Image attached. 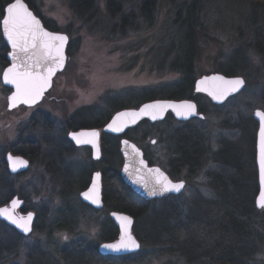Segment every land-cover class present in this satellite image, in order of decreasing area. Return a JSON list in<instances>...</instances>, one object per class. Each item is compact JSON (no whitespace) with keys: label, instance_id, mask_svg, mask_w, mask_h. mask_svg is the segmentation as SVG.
<instances>
[{"label":"rangeland","instance_id":"1","mask_svg":"<svg viewBox=\"0 0 264 264\" xmlns=\"http://www.w3.org/2000/svg\"><path fill=\"white\" fill-rule=\"evenodd\" d=\"M26 1L47 29L68 36L67 61L42 100L31 107L8 110L10 89L0 79V205L17 195L24 200V212L35 214L27 236L0 220V264H32L34 258L43 256L53 264H217L196 257L190 262L178 247L169 250L164 244L141 241L140 236H136L140 242L136 253L99 256L102 235L114 225L108 213L91 209L79 193L92 171L113 167L120 172L122 160L106 146L101 160L94 161L86 146H70L67 133L82 125H104L116 111L136 108L146 98H159L162 92L175 88L185 75L179 67L189 40L185 18L192 12L198 36L188 75L194 81L211 73L240 76L245 81L243 88L214 104L193 87L191 95L204 114L202 119L182 123L168 115L158 122L142 120L128 129L125 137L141 147L152 164L171 171L174 180H185L176 202L181 215L198 209L201 202L207 206L206 201L218 200L208 205L215 212L228 209L237 189L230 179L241 174L216 158L227 144L242 141V127L255 135L254 110L264 111V55L260 47L264 43V2L254 3L264 0H193V8L192 0H153L146 21L140 17L142 0ZM8 51L0 34V76ZM183 132L192 136L199 158L196 167H183L176 173L174 144ZM7 152L26 156L28 169L9 173L3 168ZM222 157L242 163L246 174L256 170L250 155L242 153L239 158L234 148L223 151ZM247 231L252 237L247 255L251 258L240 264H264V208H256ZM140 234L144 239L143 230Z\"/></svg>","mask_w":264,"mask_h":264},{"label":"trees","instance_id":"2","mask_svg":"<svg viewBox=\"0 0 264 264\" xmlns=\"http://www.w3.org/2000/svg\"><path fill=\"white\" fill-rule=\"evenodd\" d=\"M264 2L256 1L255 4ZM259 5V4H258ZM264 5V4H261ZM195 6V2L191 1V7ZM109 7L112 3L109 2ZM153 9V0H142L140 3V17L144 21L150 17ZM192 14V12H191ZM187 15L185 20L188 27L186 28L185 37H189L186 45V52L181 55L182 61L180 69L185 74L184 78L177 83L176 87L164 91L159 98L180 99L183 96L192 97L191 93L194 87V79L188 73L193 66L194 53L197 49V28L194 27L193 15ZM261 51L264 55V43H262ZM229 74L228 70H223ZM153 98H146L151 100ZM144 100V101H145ZM143 101V102H144ZM101 127V124H96ZM85 128V125H82ZM242 127V126H241ZM244 136L242 141H235L227 144L219 152L217 161L232 165L237 169L240 178L230 179V183L235 189L233 192V202L228 209H221L219 212L209 209L208 205H214L217 201H206L207 206L203 202L199 203L200 207L196 210H189L185 215H181L177 202V196H169L156 200H145L135 192H133L122 180L120 173L115 168H102L103 174V205L106 212L110 210L120 211L134 218L133 233L139 237L141 241L145 240L152 245L164 244L169 250L178 249L185 255L190 262V258H204L214 260L217 264H240L243 259L248 257V245L252 240L250 232L247 231L249 219L256 211L254 206L255 194L258 191L257 171L246 174L243 164L222 157V152L234 148L238 157L241 154L250 155L255 163V135L243 129ZM242 132V133H243ZM246 132V133H245ZM244 142L247 143L244 149ZM193 138L189 133L183 132L177 137L174 144L175 149V168L178 173L181 168L187 167L192 169L199 158L198 150H193ZM103 149L106 146L111 148V154L118 155V138L103 134L101 137ZM17 154V153H15ZM26 157V156H25ZM7 167L3 160V168ZM220 176H217L219 178ZM242 178V179H241ZM242 180H250V184L242 182ZM253 181V183H252ZM217 193L220 195V188L216 187ZM220 197V196H219ZM157 203V206H153ZM153 206V207H152ZM184 217V220L181 218ZM142 218V221L138 219ZM114 225V224H113ZM112 225V226H113ZM111 226V225H110ZM141 230L144 231V239L141 236ZM117 229L107 228L102 235L103 241H110L116 237ZM45 264H53L47 257H36L32 264H40L41 260Z\"/></svg>","mask_w":264,"mask_h":264},{"label":"water","instance_id":"3","mask_svg":"<svg viewBox=\"0 0 264 264\" xmlns=\"http://www.w3.org/2000/svg\"><path fill=\"white\" fill-rule=\"evenodd\" d=\"M14 2H15V0H12L10 3H8L5 6L4 15H3L2 19L0 20V30H1L2 39L4 40L6 46L9 49V51L6 54V58L8 60V64L4 67V69L1 72V76H0L2 85L4 87L10 89V92H9V94L7 96V109L8 110H12V109H14V108H16L18 106L31 107V106H34L37 103H39L42 100V98L44 97L45 93L48 91V89H50L54 76L58 72H61L65 68L66 61H67L66 47H67L68 40L63 45V57H64V65H63V67H61L59 64H52V66H54L56 68V71L51 76L49 84L47 86H44L43 93L37 99L36 103L35 104H25V103L22 102L23 98H21L20 102H18V103L17 102H13L14 106L11 107V108L9 107V97H11L16 92V86L13 83H5L4 82V73L14 63L18 65V70L19 71H24L23 68H19V65H21V63L25 59L23 54L18 53L17 50H14L12 48V44L9 41L8 36H7V34L5 33V30H4L5 26L2 23L3 20H4V17L7 15V12H6L7 6L9 4H11V3H14ZM22 3L25 5L26 9L29 12L32 13V15L35 17V19L39 21L38 31L40 33L47 32V33L51 34L50 37L38 36V39H43V40L47 41L50 45H52V49H51L52 55L55 56V47H56V45L59 44V41L53 40V39H51V37H54L56 35H64V36H67V35L64 34V33H61V32L51 31V30L47 29L44 26L41 18L38 17L37 15H35L34 12L32 11V9L29 8L27 2L25 0H22ZM9 27H11V25H9ZM20 27H21V30H28L30 28H35L36 26L31 23V18L30 17H24L20 21ZM28 39H29V44H31L32 41H31V36L30 35H29ZM10 53H16L19 58L14 59L13 56L10 55ZM29 54L31 55V52ZM36 59H37V57L33 56V58L31 60H29L28 63L34 64L36 62ZM50 63H51V58H49V60H47V61L42 60L40 62V68L41 69H45V68H47L49 66ZM37 71H39V69H37ZM44 74H46V73H44ZM206 77L209 78V79L205 80ZM213 77H223L224 80H230V79H233V78H236V77H240V76H232V77H230V76H225V75L220 74V73H211L209 75H203V76L197 78L194 81V92L206 95L210 99V101L212 103H214V104H221L225 100H227L229 97H231L232 95L236 94V93L230 94L222 102L215 100L213 98V95L219 93L221 90H223L227 86L221 80L212 79ZM201 81H204V82L200 83ZM184 102L191 103L192 105L195 106V113L193 115L189 116L188 118H184L182 116H177V114H176V112L178 110V106L182 105ZM157 104H163V105H169L170 104L173 107H165L163 109L162 115L159 114V112L156 109L145 108V105H157ZM142 109L144 110L143 112L141 111ZM257 111H260L262 113H264V111H262L260 109H255L254 113H253V117L256 120L257 124H258V128H257V131H256V137H255V164H256L257 176H258V191H257V194H256L255 199H254V206L257 209H261L260 207L257 206V201L260 198H264V197H262V193H264V185L261 184L260 162H259V156H260V133H261L262 120H261L260 116L256 115ZM169 112L178 121H188V120L193 119V118L202 119L204 117V114L197 110V107H196L194 101H192L191 99L175 100V99H169V98H156V99H151V100L144 101L143 103H141L136 108H123V109H120V110L116 111L110 117V119L103 125L102 129L93 127V128H81V129H78V130H71L68 133V138L72 141V143L75 146H78V147L84 146V145L89 146L91 148V158L93 160H99L100 157H101L100 133L103 132V133L110 134V135H113V136H119L120 137V140H119V151H120L121 156H122V166H121V169H120L119 173H120V176H121L122 180L124 181V183L128 187H130V189L133 192H135L137 195H139L140 197H142L145 200L159 199V198H163V197L168 196V195H179L180 193H182V191L184 189H182L180 192L169 191V192H165L163 194H159V193L156 194V195H150L149 194L153 190V187L155 185L156 180L158 178H161L160 177V173H163V175L165 177H167L169 180H171L173 183H177V182H180V181L184 182V180H173L159 166H157V165H148L146 159L144 158L143 151L134 142H132L131 140H129L127 137L124 136V134L126 133V131L128 129L136 126L142 120H148L150 122L162 121V120H164L166 118V115ZM119 113H125L126 115L118 116ZM133 113H135L136 115H131ZM145 113H147V114H145ZM153 114L157 115V119H155V120L152 119V115ZM109 125H112V127L110 128ZM116 127H120L121 131H115L114 129ZM93 131L98 134L94 138V140H95L94 144L85 143V144L78 145V144H76V142L73 139V137L70 135L71 133H91ZM81 138L82 139H91V137H89V136H84V137H81ZM10 155L13 158H17L18 157V158H20V160L25 161L26 162V167H20V168L17 169V171H13L12 168L10 167V162H9V156ZM6 163H7V169L9 171V173H11V174L22 173V172L26 171L28 169V167H29V161H28L27 158H25L22 155H15V154H12V153H7V155H6ZM156 169H159L160 173H157L155 171ZM97 173H99V177L98 178L96 177ZM94 184H95V192L90 193V195H92L94 197V199L97 200L96 203H93L92 199H86L82 195L83 193L89 192V190L93 188ZM184 184H185V182H184ZM79 197H80L82 202H84L85 204L91 205L95 209H100L103 206L101 174H100L99 171H96V172H94L92 174L91 181H90L88 187L86 189L82 190L79 193ZM13 200L18 201V205L15 208H13V206H12V201ZM23 205H24L23 199L19 198L18 196H13L6 204L0 205V209H4V208L8 209L11 212V214L14 215L15 217H25L26 218L28 213H32V221H31V229H32L33 228V224H34V220H35V214H34L33 211L21 212L20 209L23 207ZM109 216H110V219L113 221V223L118 227L119 235H118L117 239H115L113 241L101 242V244H99L98 247H97L98 254L101 255V256H108V255L121 256V255H129V254L136 253L139 250L140 247L138 249L132 250V251H126V250L113 251L111 249H105L104 247H102L105 244H116L121 239L122 230H125L128 233H130L131 236L140 245L139 240L136 238V236L133 234V231H132L133 223H134V218L132 216H130L128 214H125V213H122V212H116V211L110 212ZM121 217H128L130 219L131 223L129 224L126 221H123L122 219H120ZM0 220L5 222L10 227L14 228L21 235L27 236V235H29L31 233V232L28 233V234L24 233L21 229L17 228L14 224H11L4 217H0Z\"/></svg>","mask_w":264,"mask_h":264},{"label":"snow or ice","instance_id":"4","mask_svg":"<svg viewBox=\"0 0 264 264\" xmlns=\"http://www.w3.org/2000/svg\"><path fill=\"white\" fill-rule=\"evenodd\" d=\"M7 15L4 17L3 25L5 26V33L8 36L9 41L12 44V48L17 50L18 53L23 54L24 60L19 65V68H23L24 71L18 70V65L13 64L10 68H8L4 73V82L5 83H13L16 86V92L9 97V107H13V102H20L21 98H23L22 102L25 104H35L37 99L42 95L44 86L49 84L51 76L56 71V68L52 66V64H59L61 67L64 65V57H63V45L68 40L67 36L64 35H56L51 37L53 40L59 41V44L55 47V56L52 55V45H50L47 41L43 39H38V36L50 37L51 34L47 32L40 33L38 31L39 21L35 19L31 12H29L25 5L22 3V0H15L14 3H11L7 6L6 9ZM24 17H30L31 23L35 25V28H30L28 30H21L20 21ZM11 25V27H9ZM29 35L31 36V44H29ZM38 50V51H37ZM31 52V55L29 54ZM14 59L19 58L16 53H10ZM36 56V62L34 64L28 63L29 60ZM51 58V63L45 69L40 68V62L42 60L47 61ZM39 69V71H37ZM46 73V74H44ZM209 78H205L207 80ZM212 79H218L223 81V83L227 86L219 93L214 94L213 98L217 101H224L226 97L230 94L238 93L241 88L244 86L245 81L236 77L230 80H224L223 77H213ZM201 81L200 83H203ZM165 107H173L172 105H145V108H153L156 109L159 114L162 115L163 109ZM144 111L143 109L141 110ZM195 113V106L191 103L184 102L182 105L178 106V110L176 112L177 116H182L184 118H188L189 116ZM147 114V113H145ZM126 115L125 113H119L118 116ZM131 115H136L135 113ZM257 116L261 117V133H260V179L261 184L264 185V113L257 111ZM152 119H157V115L153 114ZM111 128L112 125H109ZM115 131H121L120 127H116ZM75 140L76 144H85L90 143L94 144V138L98 135L96 132L91 133H71L70 134ZM89 136L91 139H82L81 137ZM126 143V142H125ZM155 143V141L153 142ZM98 154V153H97ZM10 167L13 171H17L20 167H26V162L20 160V158H13L11 155L9 156ZM143 163V162H142ZM157 173H160L159 169L155 170ZM96 177H99V173L96 174ZM160 177L155 182L153 190L149 193L150 195L163 194L169 191L180 192L185 188V184L183 181L173 183L167 177L160 173ZM95 192V184L93 188L89 190V192L83 193L82 195L86 199H92L93 203H96L97 200L94 199L90 193ZM262 197H264V193H262ZM18 205V201L13 200L12 206L15 208ZM257 206L260 208H264V198H260L257 201ZM0 217H4L11 224H14L17 228L21 229L24 233L28 234L31 232V221H32V213H28L27 217H15L11 214V212L4 208L0 209ZM123 221L127 223H131L128 217H121ZM65 240L68 239L67 236L63 237ZM102 247L105 249H111L113 251H132L136 250L140 247L137 241L125 230H122L121 239L116 244H105Z\"/></svg>","mask_w":264,"mask_h":264},{"label":"flooded vegetation","instance_id":"5","mask_svg":"<svg viewBox=\"0 0 264 264\" xmlns=\"http://www.w3.org/2000/svg\"><path fill=\"white\" fill-rule=\"evenodd\" d=\"M12 0H0V7H2V5H4V7L2 8V9H0L1 10V13H2V17H3V15H4V8H5V6L8 4V3H10ZM26 1V0H25ZM27 2V1H26ZM27 4H28V2H27ZM29 5V4H28ZM0 34H1V30H0ZM1 37H2V35H1ZM4 63L7 65L8 64V60H7V58L5 57V59H4ZM181 99H191L192 101H194V103H195V105H196V107H197V110L200 112V110H199V108H198V105H197V103H196V101H195V99H194V97H183V98H180V99H175V100H181ZM168 115H171V116H173L170 112L169 113H167V115H166V117L168 116ZM193 119H195V118H193ZM193 119H190V120H193ZM190 120H188V121H190ZM188 121H179V122H182V123H185V122H188ZM103 126V125H102ZM102 126L101 127H99L100 129L102 128ZM79 129H81V128H79ZM71 130H73V129H70V130H68V133L71 131ZM127 132V131H126ZM68 133H67V136H68ZM103 134H106V133H103V132H101L100 133V149H101V157H100V159L99 160H101V158H102V156H103V146H102V144H101V137H102V135ZM108 135H110V134H108ZM111 136H113V135H111ZM124 136H125V134H124ZM114 137H116V138H118V142H119V140H120V137L119 136H114ZM69 142H70V146H72V145H74L73 143H72V141L69 139ZM75 146V145H74ZM86 145H84V146H82V147H85ZM81 147V146H80ZM87 148H89V150H90V153H91V148L89 147V146H86ZM140 149L143 151V155H144V158L146 159V161H147V163H148V165H156V164H152V162L150 161V159H149V156L147 155V153L140 147ZM119 151V150H118ZM7 153H11V152H7ZM7 153L5 154V157H4V160H5V162H6V155H7ZM119 154H120V159L122 160V156H121V153H120V151H119ZM25 157V156H24ZM93 160V159H92ZM99 160H94V161H99ZM29 161V160H28ZM6 166H7V163H6ZM160 167V166H159ZM161 168V167H160ZM162 169V168H161ZM8 170V169H7ZM164 170V169H163ZM96 171H99L100 172V174H101V184H102V201H103V174H102V170L101 169H99V170H94V171H92L91 172V174H90V176H89V182H88V184L86 185V187L84 188V189H86L87 187H88V185H89V183H90V181H91V177H92V174L94 173V172H96ZM165 171V170H164ZM166 172V171H165ZM169 176H170V178L171 179H173L172 178V172L170 171V173L169 172H166ZM174 180V179H173ZM184 182H185V180H184ZM185 185H186V182H185ZM130 188V187H129ZM83 189V190H84ZM181 194V193H180ZM179 194V195H180ZM179 195H168V196H165V197H169V196H179ZM14 196H17V195H14ZM164 198V197H163ZM22 199V198H21ZM159 199H161V198H159ZM152 200H156V199H152ZM24 201V200H23ZM148 201H151V200H148ZM84 203V202H83ZM6 204V203H5ZM85 204V203H84ZM87 206H89L91 209H93V210H95V211H105L104 210V205L100 208V209H95L94 207H92L91 205H88V204H86ZM20 211L21 212H24V210L21 208L20 209ZM112 211H114V210H110V211H108V212H106V213H108V218H109V220H110V222L112 223V224H114L113 223V221L110 219V212H112ZM116 212H120V211H116ZM123 213V212H122ZM115 225V224H114ZM133 225H134V223H133ZM115 227H116V229H117V233H116V237L113 239V240H115V239H117V237H118V235H119V230H118V227L115 225ZM132 231H133V228H132ZM113 240H110V241H113ZM104 242V241H103ZM97 254H98V252H97ZM99 255V254H98ZM99 256H101V255H99ZM123 256H126V255H121V256H113V255H108V256H102V257H105V258H110V257H123Z\"/></svg>","mask_w":264,"mask_h":264}]
</instances>
